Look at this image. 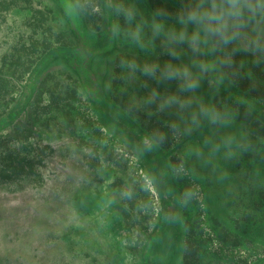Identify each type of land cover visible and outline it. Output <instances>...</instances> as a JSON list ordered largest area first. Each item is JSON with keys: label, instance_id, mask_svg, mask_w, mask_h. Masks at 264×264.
Masks as SVG:
<instances>
[{"label": "rangeland", "instance_id": "1", "mask_svg": "<svg viewBox=\"0 0 264 264\" xmlns=\"http://www.w3.org/2000/svg\"><path fill=\"white\" fill-rule=\"evenodd\" d=\"M178 1L182 15L171 0H0V264H264V138L208 73L217 59L249 93L264 69L207 18L208 1L250 16L264 0ZM197 15L171 39V17Z\"/></svg>", "mask_w": 264, "mask_h": 264}, {"label": "trees", "instance_id": "2", "mask_svg": "<svg viewBox=\"0 0 264 264\" xmlns=\"http://www.w3.org/2000/svg\"><path fill=\"white\" fill-rule=\"evenodd\" d=\"M148 7L146 6L147 10H149L152 17L155 18L157 15H155L154 10L152 9V7L150 6ZM207 10L209 11V16L207 17L209 21H211L212 23L216 22L217 30L221 34H223L226 39L231 40V46H233V48L237 50L238 56H245L251 59L252 63L248 65V68L252 69L253 71L256 70V68L264 69V8H261L260 10L255 11L256 12L255 15L247 16L243 12L237 11L236 9L232 7H228L227 5L220 4L216 1H208ZM185 11L186 9H184L183 5L180 4L178 0H171V12H176L177 14L182 15ZM199 17L200 15H197L196 18H192V17H174L173 18L171 17V23H175V24H171V26L173 27V30H171V39H173L174 37L177 39L182 38V35H185L183 34V32H179V31L177 32L178 29L177 30L175 29L177 25L183 24L187 29L189 27H192L197 22V19ZM223 23H225L226 25H224ZM86 30L88 31V33L93 34L92 32H90L91 31L90 29L88 30L86 28ZM101 35H97L98 36L97 39L101 38ZM207 37H208V42L210 43L211 49H213L214 45H215L214 46L215 48L216 43L214 41V37L212 38L211 36L210 29H208ZM198 50H199V53L202 55L203 49L200 50V48H198ZM59 54L58 56H61V54H65V52L61 51V53ZM218 55L219 54L216 53V57ZM201 57L203 58V56ZM78 61L80 64L83 62V59L81 56L79 57ZM217 61H218L217 59L216 61H214V66L216 68L217 74L213 73V71L215 70H212V68H210V72H208L210 75L213 76V78L216 79V82L218 85L217 87L218 96L217 97L222 98V99H228L232 103H235L237 106L238 119L245 120L249 125L253 126L254 131L257 134V137H259L262 140V138H264V80L262 79L256 80V83L262 86L263 90L254 89L253 91L246 93V91L241 90L237 84L228 82V80L226 79L224 75V72L222 71V68L219 67ZM171 62L175 63V66L173 67V69H171V73H170L171 74V88H172L171 96H174V98L179 97L180 99H182L184 96H181L179 94H182L184 90H186L187 87L186 85L185 86L180 85V83L176 80L179 76L180 77L184 76V74L181 71L182 63H181V60L178 59V57H173V56H171ZM146 65L150 66L151 63L150 62L146 63ZM244 65H245V62L243 66ZM155 73L156 71L154 69L153 71H151L150 77L154 78ZM84 74H83V85H84L83 87L85 90L88 91V88H86V85L89 86V83L87 81V78L84 76ZM91 94L89 95L90 100L94 103V105L97 108L103 109L104 113H106L107 115L110 114L112 116V113L115 112L119 115L124 116L123 112L119 108H117L116 106L112 105L109 102H104L102 98L94 95L95 93H91ZM205 102H204V105H206ZM204 108L205 106H203V109ZM218 109L222 110L221 105L218 106ZM116 119L117 118L112 120V125L116 128L123 129V127H120V125L116 123ZM126 119L130 120L129 118H126ZM197 137L198 135L194 134L190 137V140L197 138ZM26 162H27L26 160L21 158L19 161V164L23 165ZM218 236H220V233L218 234ZM227 237L236 239L237 242L239 243L242 242V240L238 237V235H235L233 233L228 234ZM236 243H233V244H236ZM187 252L188 251H186L185 253ZM202 255L203 253L199 251L197 252L196 250H193L192 248L191 251L189 250V256H186L185 260L187 259L186 261L188 263L193 258L196 257V261H198L200 260V258H202ZM207 264H217V260H212Z\"/></svg>", "mask_w": 264, "mask_h": 264}]
</instances>
